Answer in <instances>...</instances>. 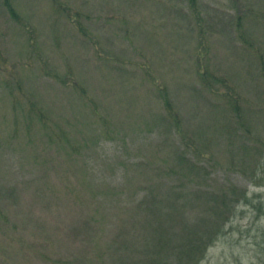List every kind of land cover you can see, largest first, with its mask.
<instances>
[{
    "label": "rangeland",
    "instance_id": "1",
    "mask_svg": "<svg viewBox=\"0 0 264 264\" xmlns=\"http://www.w3.org/2000/svg\"><path fill=\"white\" fill-rule=\"evenodd\" d=\"M262 73L264 0H0V264H264Z\"/></svg>",
    "mask_w": 264,
    "mask_h": 264
},
{
    "label": "trees",
    "instance_id": "2",
    "mask_svg": "<svg viewBox=\"0 0 264 264\" xmlns=\"http://www.w3.org/2000/svg\"><path fill=\"white\" fill-rule=\"evenodd\" d=\"M192 1H194V0H192ZM84 35L86 36L87 35V33L86 32H84ZM201 76L202 77H204V81H205V83L207 82V84L210 82L211 83V81L209 80V78H210V76H208V74H205L204 73V70H203V72L201 73ZM262 76H263V78H264V73H262ZM160 92H162V93H164V90L163 89H160ZM165 94V93H164ZM166 95V94H165ZM231 101V100H230ZM167 103V105H166V107L169 109V113H170V115L171 116H173L175 113L173 112L174 111V109H173V107H172V105L169 103V102H166ZM238 108H239V106L237 105V101H233V103H232V110H233V113L235 114V117H237V123L239 124V125H242V126H244V120L241 118V116L239 115V113H238ZM39 115H40V117H38V119L40 120V118L42 119V121H43V123H45L46 122V117H45V115H42L41 113H38ZM175 119H176V117H175ZM175 122V126H176V128H177V130L180 132V130H181V127H180V123H179V120H175L174 121ZM259 149L260 150H258V152L260 153L259 155H258V160H257V163L258 164H260L259 165V167H256L257 169H260L261 171H260V173H264V142H260V146H259ZM262 159V160H261ZM181 161H184V162H186L185 161V157H182L181 156ZM189 162V161H188ZM258 166V165H257ZM189 167V169H190V171H194V172H199V167H198V165H192V166H188ZM256 169V170H257ZM259 172V170H257V172L256 173H258ZM263 179V178H262ZM181 194L182 193H180V194H178V195H176V199H175V201H180L181 199H183V198H181V197H184L183 195L181 196ZM199 196V194L197 195V196H195V197H198ZM244 199L247 201V200H249L248 198L249 197H247V194H244ZM176 202V203H177ZM174 207V206H173ZM184 208H186V205L184 206ZM161 209H164L163 207L161 208ZM168 209H172V206H170ZM225 209H226V203L225 202H222L221 204H220V206L217 208V211H218V213L220 212V215L222 214V217H225V216H227V215H230L231 214V212H229L228 214H226L225 213ZM216 211V212H217ZM163 218L165 219L164 221H162V220H160L159 219V221H156L153 225H154V241L163 233H165L164 231H165V227L167 226V223H165L166 221H168L169 219H171V220H173V216H171V215H168V216H163ZM225 221H221L220 222V224H215L214 226H213V229H212V233H213V235H214V237H213V240H212V242L215 240V237H217V235L220 233H222V231H223V223H224ZM184 223V222H183ZM185 229H188L187 227H184ZM175 244L173 243V241L171 240V244H173L171 247H173L174 245H176L174 248H173V251H176L177 249L179 250V249H181V247H182V245H183V243H184V237H183V233L181 234V235H178L177 237H176V239H175ZM198 243H199V241L198 240H190L189 241V244H188V246H189V249L187 250V252L185 253V254H188V255H192V254H194L195 252H196V245H198Z\"/></svg>",
    "mask_w": 264,
    "mask_h": 264
}]
</instances>
